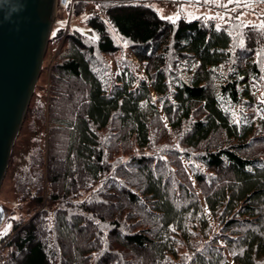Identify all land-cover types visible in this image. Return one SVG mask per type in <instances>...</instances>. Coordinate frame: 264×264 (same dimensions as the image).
Listing matches in <instances>:
<instances>
[{
	"label": "trees",
	"instance_id": "trees-1",
	"mask_svg": "<svg viewBox=\"0 0 264 264\" xmlns=\"http://www.w3.org/2000/svg\"><path fill=\"white\" fill-rule=\"evenodd\" d=\"M100 2L28 110L27 166L14 153L11 171L37 211L4 264H264L261 24ZM116 35L135 59L112 66Z\"/></svg>",
	"mask_w": 264,
	"mask_h": 264
},
{
	"label": "rangeland",
	"instance_id": "rangeland-1",
	"mask_svg": "<svg viewBox=\"0 0 264 264\" xmlns=\"http://www.w3.org/2000/svg\"><path fill=\"white\" fill-rule=\"evenodd\" d=\"M139 1L151 5L161 17L166 19L171 17V21H178L179 19L187 21L204 19L214 21L218 26L231 23L235 19L247 25L264 23V3H260L259 0H238V2L237 0H233L232 3H229V0H207V2H205V0ZM78 2L79 0H68L66 6H63L60 0L57 2L50 41L43 61L42 71L37 81L30 105L37 96L48 97L50 71L59 52L61 49H64L66 45L67 36L75 30L84 33L87 32L89 29L86 24L87 18L93 13L102 12L100 0H85V2H83L86 4L84 12L81 15L76 16L74 14V6ZM61 29H63L64 32L62 38H55L54 36H56V32ZM116 37L122 44L123 48L121 52L107 56L108 62L112 64V66L118 61L120 62L124 55L135 59L128 46L123 43V40L118 35H116ZM23 131L24 125L15 143L12 154V157L14 153L18 155L17 166L15 169L18 173L22 172L21 168L27 166L26 152L29 147V142L26 146L23 145L24 142L30 138L25 137L26 140L25 138L22 139ZM44 134L46 142L48 136L47 126L44 129ZM14 179L10 162V166L0 189V206L5 210V220L0 227V257L2 258L1 261L3 264L6 263L5 257L9 252L6 244L14 235L13 227L20 223H27L37 211V208L30 201L21 199V194L17 191ZM42 208L53 211V209L56 208V204H52L45 199ZM5 232L6 234H4Z\"/></svg>",
	"mask_w": 264,
	"mask_h": 264
},
{
	"label": "water",
	"instance_id": "water-1",
	"mask_svg": "<svg viewBox=\"0 0 264 264\" xmlns=\"http://www.w3.org/2000/svg\"><path fill=\"white\" fill-rule=\"evenodd\" d=\"M57 2L0 0V189L42 71ZM4 220L0 206V227Z\"/></svg>",
	"mask_w": 264,
	"mask_h": 264
},
{
	"label": "snow or ice",
	"instance_id": "snow-or-ice-1",
	"mask_svg": "<svg viewBox=\"0 0 264 264\" xmlns=\"http://www.w3.org/2000/svg\"><path fill=\"white\" fill-rule=\"evenodd\" d=\"M205 2H207V0H205ZM232 2H233V0H229V3H232ZM237 2H238V0H237ZM259 2L260 3H264V0H259ZM168 19L171 20V17H168ZM252 27H257V26L253 25ZM258 28L261 29V30H264V23H262L261 25H259ZM262 103H264V101H262ZM173 231H174V229H173ZM4 234H6V232Z\"/></svg>",
	"mask_w": 264,
	"mask_h": 264
}]
</instances>
